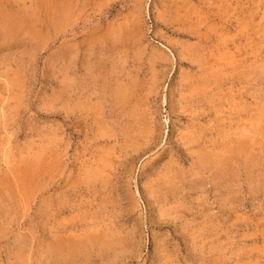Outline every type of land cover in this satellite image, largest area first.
<instances>
[{
	"label": "rangeland",
	"instance_id": "rangeland-1",
	"mask_svg": "<svg viewBox=\"0 0 264 264\" xmlns=\"http://www.w3.org/2000/svg\"><path fill=\"white\" fill-rule=\"evenodd\" d=\"M0 264H264V0H0Z\"/></svg>",
	"mask_w": 264,
	"mask_h": 264
},
{
	"label": "bare ground",
	"instance_id": "bare-ground-1",
	"mask_svg": "<svg viewBox=\"0 0 264 264\" xmlns=\"http://www.w3.org/2000/svg\"><path fill=\"white\" fill-rule=\"evenodd\" d=\"M71 5H72V4H71ZM69 6H70V5H69ZM66 12H67V11H66ZM227 66H228V65H227ZM251 119H252V118H251ZM247 143H248V142H247ZM245 145H246V144H245ZM249 146H250V145H249ZM246 148H247V147H246ZM236 149H237V148H236ZM247 149H248V148H247ZM247 153H248V152H247ZM251 157H253V156H251ZM57 209H58V208H57ZM92 237H93V236H92ZM57 238H58V237H57ZM90 239H91V238H90ZM95 241H96V240H95ZM74 243H75V242H74ZM83 244H84V243H83ZM92 245H93V244H92ZM71 246H72V245H71ZM93 246H94V245H93ZM73 247H75V246H73ZM79 247H80V245H79ZM52 249H53V248H52ZM71 249H72V248H71ZM71 249H70V250H71ZM75 249H76V248H75ZM79 249H80V248H79ZM79 249H78V250H79ZM56 250H58V248H57ZM81 250H82V249H81ZM81 250H80V251H81ZM96 250H97V249H96ZM54 251H55V250H54ZM68 251H69V250H68ZM73 251H74V250H72V253H73ZM51 252H52V250H51ZM69 252H70V251H69ZM79 253H81V252H79ZM79 253H78V254H79ZM84 253H85V252H84ZM88 253H89V252H88ZM68 254H70V257H69V259H70V258H72L71 256H72L74 253H73V254L68 253ZM81 254H82V253H81ZM82 256H83V255H82ZM73 257H74V256H73ZM107 260H108V259H107Z\"/></svg>",
	"mask_w": 264,
	"mask_h": 264
}]
</instances>
